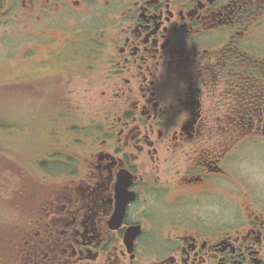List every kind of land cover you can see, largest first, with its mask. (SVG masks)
<instances>
[{"label": "flooded vegetation", "instance_id": "flooded-vegetation-1", "mask_svg": "<svg viewBox=\"0 0 264 264\" xmlns=\"http://www.w3.org/2000/svg\"><path fill=\"white\" fill-rule=\"evenodd\" d=\"M0 49L1 97L74 116L37 125L45 177L8 186L0 264H264L247 158L264 151V0H0Z\"/></svg>", "mask_w": 264, "mask_h": 264}, {"label": "rangeland", "instance_id": "rangeland-1", "mask_svg": "<svg viewBox=\"0 0 264 264\" xmlns=\"http://www.w3.org/2000/svg\"><path fill=\"white\" fill-rule=\"evenodd\" d=\"M11 28L6 34V47L14 48L16 46V37L11 31ZM1 50V49H0ZM1 60V58H0ZM1 64V61H0ZM2 76L0 74V80ZM83 98V95L70 94L68 100L71 106H77ZM57 97L53 96H35V97H1L0 96V151L8 153L11 150L15 156L13 158H20L36 177L42 179V173L35 167L34 162L36 159L42 157L44 147L35 144L37 125L41 121H54L50 123L55 127L58 132L64 133L68 124L73 121L74 116H69L67 119H61L58 116L59 109H33L39 106H44L48 103L56 101ZM55 112V113H54ZM34 126V127H33ZM33 140V141H32ZM253 148L252 151L247 153L249 166L248 173H254L261 176L264 181V151L258 143L249 145ZM1 159V158H0ZM4 166L8 168L10 175H14L16 180L15 171L23 166L12 164L4 159ZM6 175V174H4ZM0 174V198L7 197L10 191L8 186L11 184L13 178L7 177L4 179ZM0 222H3L2 204L0 203Z\"/></svg>", "mask_w": 264, "mask_h": 264}, {"label": "trees", "instance_id": "trees-1", "mask_svg": "<svg viewBox=\"0 0 264 264\" xmlns=\"http://www.w3.org/2000/svg\"><path fill=\"white\" fill-rule=\"evenodd\" d=\"M5 229H6V227H0V235H2L3 233H5Z\"/></svg>", "mask_w": 264, "mask_h": 264}]
</instances>
